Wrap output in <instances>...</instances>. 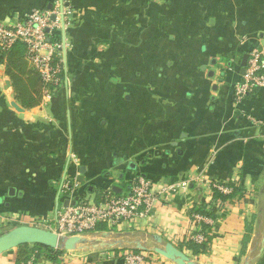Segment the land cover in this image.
<instances>
[{"label": "crops", "instance_id": "obj_1", "mask_svg": "<svg viewBox=\"0 0 264 264\" xmlns=\"http://www.w3.org/2000/svg\"><path fill=\"white\" fill-rule=\"evenodd\" d=\"M62 3L63 74L39 106L23 107L0 62V234L52 230L59 211L126 196L143 179L157 195L150 212L93 233L122 247L40 264H126L131 250L174 264L132 249L156 248V237L199 264H264V87L234 99L245 56L264 50V0H0V22ZM232 184L242 193L204 217L209 248L196 254L192 210Z\"/></svg>", "mask_w": 264, "mask_h": 264}, {"label": "built area", "instance_id": "obj_2", "mask_svg": "<svg viewBox=\"0 0 264 264\" xmlns=\"http://www.w3.org/2000/svg\"><path fill=\"white\" fill-rule=\"evenodd\" d=\"M69 25V11L64 4H58L55 10H37L26 18L14 23L0 22V46L9 50L16 43L27 47V58L42 77L45 90L59 82L62 72L61 50L66 47V34ZM264 87V50L254 49L249 55L243 81L237 86L234 99L243 102L255 89ZM222 193L230 194L232 189L217 186ZM165 189L159 191L162 194ZM157 193V191L155 190ZM157 200V195L151 190L149 181L140 179L132 192L123 197H113L108 194L103 204L82 202L76 207H67L58 212L52 231L64 236H82L97 232L100 224L117 225L138 217H145ZM196 222L206 219L195 215ZM195 240H204L203 234H198ZM68 252V251H67ZM36 255V254H35ZM141 253H126V264H143ZM26 264H40L33 256Z\"/></svg>", "mask_w": 264, "mask_h": 264}, {"label": "trees", "instance_id": "obj_3", "mask_svg": "<svg viewBox=\"0 0 264 264\" xmlns=\"http://www.w3.org/2000/svg\"><path fill=\"white\" fill-rule=\"evenodd\" d=\"M58 59L60 58L57 57L56 61ZM0 62L6 65L7 74L11 78L16 98L23 105V107L31 109L33 107L39 106L43 100V97L45 96V84L38 71L33 70L29 67L30 63L27 58L26 45L19 42L9 50H4L0 46ZM62 74L63 72L60 73V76ZM49 89L52 92L55 89V86H51L49 87ZM256 91L257 89H255L253 93L249 94L247 98L252 96ZM232 187L233 192L230 194H223L217 188H214L213 203L211 204V206H209V209L205 207H196L191 212V218L195 220V215H200L202 217H207L214 220L217 217V212L223 206L225 201L242 193L239 185L232 184ZM196 224L198 227H200L199 233L204 235V241L199 244L191 242L189 243L188 248H193V251L197 254L199 253V251H207L209 248L206 234V230L209 229V225H207L205 222H196ZM106 230L107 228L105 224H100L97 228V231ZM5 232H2V234H4ZM33 250H38L39 253L43 252V254L40 253V255L39 253L36 255L33 254V256H36V262L39 263L41 262V260L57 263L60 260V255L64 252H67L61 250H53L51 248H46L43 246L25 245L17 248V264H26V262L33 257ZM130 252L139 253L138 251L132 250ZM41 255H44V259L41 258Z\"/></svg>", "mask_w": 264, "mask_h": 264}, {"label": "water", "instance_id": "obj_4", "mask_svg": "<svg viewBox=\"0 0 264 264\" xmlns=\"http://www.w3.org/2000/svg\"><path fill=\"white\" fill-rule=\"evenodd\" d=\"M249 56H245L242 66V74H245V68L247 66ZM95 242L97 244L92 247L86 245L91 243L89 235L82 236H64L52 230L43 229L36 226H17L14 227L4 234L0 235V256L10 251L16 250L17 248L25 245H37L53 250H61L74 252L78 250H100L105 248L122 247L120 242L107 240L108 234H102L96 236ZM93 235V236H94ZM94 237V238H95ZM158 247L149 249L139 241L132 249L140 251H153L154 253L165 257L174 264H199L192 260L184 251L177 248L174 244L167 242L165 243L163 238L156 237Z\"/></svg>", "mask_w": 264, "mask_h": 264}, {"label": "rangeland", "instance_id": "obj_5", "mask_svg": "<svg viewBox=\"0 0 264 264\" xmlns=\"http://www.w3.org/2000/svg\"><path fill=\"white\" fill-rule=\"evenodd\" d=\"M94 233H95V232H94ZM88 234H90V233H88ZM91 234L94 235L93 233H91ZM94 236H95V235H94ZM89 237H90V239H91V243L88 244V245H86L87 247H92L93 245L97 244V242H95V240H94V239H96V237H95V238L92 237V236H89ZM194 240H195V238H194ZM42 262L47 263V262L44 261V260H41L40 263H42Z\"/></svg>", "mask_w": 264, "mask_h": 264}]
</instances>
